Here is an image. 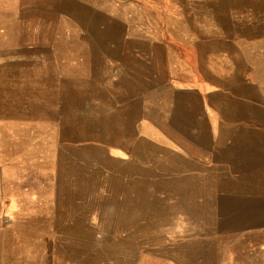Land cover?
Wrapping results in <instances>:
<instances>
[{"label": "rangeland", "instance_id": "obj_1", "mask_svg": "<svg viewBox=\"0 0 264 264\" xmlns=\"http://www.w3.org/2000/svg\"><path fill=\"white\" fill-rule=\"evenodd\" d=\"M262 9L0 0V264H264V212L240 209L249 203L224 170L188 176L140 139L142 111L127 104L153 84L139 90L128 74L137 48L163 41L178 74L204 82Z\"/></svg>", "mask_w": 264, "mask_h": 264}, {"label": "crops", "instance_id": "obj_2", "mask_svg": "<svg viewBox=\"0 0 264 264\" xmlns=\"http://www.w3.org/2000/svg\"><path fill=\"white\" fill-rule=\"evenodd\" d=\"M259 14L244 32L226 39L235 55L225 57L221 50L207 64L204 82L190 73L178 74L163 41L152 43V53L137 48L128 74L139 90L146 89V76L153 84L151 91L129 98L127 104L142 111L136 121L140 139L178 156L192 167L188 176L199 174L195 166L205 172L224 170L235 181L231 192L249 203L240 209L264 212V10ZM147 65L158 70L146 71Z\"/></svg>", "mask_w": 264, "mask_h": 264}]
</instances>
